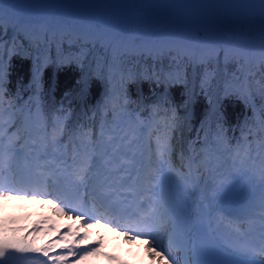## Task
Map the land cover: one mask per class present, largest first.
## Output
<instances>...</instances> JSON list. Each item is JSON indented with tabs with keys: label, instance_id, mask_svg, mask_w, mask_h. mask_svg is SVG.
<instances>
[{
	"label": "snow or ice",
	"instance_id": "1",
	"mask_svg": "<svg viewBox=\"0 0 264 264\" xmlns=\"http://www.w3.org/2000/svg\"><path fill=\"white\" fill-rule=\"evenodd\" d=\"M99 6L0 0V197L103 220L163 264H264V0ZM29 251L0 242V264H69Z\"/></svg>",
	"mask_w": 264,
	"mask_h": 264
},
{
	"label": "bare ground",
	"instance_id": "2",
	"mask_svg": "<svg viewBox=\"0 0 264 264\" xmlns=\"http://www.w3.org/2000/svg\"><path fill=\"white\" fill-rule=\"evenodd\" d=\"M92 2H94V1H93V0H88L87 5H86V3H84V5L74 4V5L72 6V9H73V10H77V9L82 8V7H86V6H88L89 11H90L89 13H93V12H91V10H90V5L92 4ZM101 2L103 3V1H101ZM64 9H65V7L62 8L61 10H63V11L65 12ZM145 15L147 16L149 22H150L152 25L156 26V27H163V26H166L167 24H169V22H168L167 20H165V19L163 18V15H161L159 12H156V11H149V12L145 13Z\"/></svg>",
	"mask_w": 264,
	"mask_h": 264
},
{
	"label": "water",
	"instance_id": "3",
	"mask_svg": "<svg viewBox=\"0 0 264 264\" xmlns=\"http://www.w3.org/2000/svg\"><path fill=\"white\" fill-rule=\"evenodd\" d=\"M98 3L100 2V0H96ZM101 9V11H102V15L104 14V12L107 10V9H105V8H100ZM69 14H79V15H88V16H90L89 14H87V13H85V12H73V13H69Z\"/></svg>",
	"mask_w": 264,
	"mask_h": 264
},
{
	"label": "trees",
	"instance_id": "4",
	"mask_svg": "<svg viewBox=\"0 0 264 264\" xmlns=\"http://www.w3.org/2000/svg\"><path fill=\"white\" fill-rule=\"evenodd\" d=\"M15 63H18V61L14 60V64H15ZM229 110L232 111L231 108H230ZM237 111H239V109H237Z\"/></svg>",
	"mask_w": 264,
	"mask_h": 264
},
{
	"label": "rangeland",
	"instance_id": "5",
	"mask_svg": "<svg viewBox=\"0 0 264 264\" xmlns=\"http://www.w3.org/2000/svg\"><path fill=\"white\" fill-rule=\"evenodd\" d=\"M163 18L165 19V20H167L168 22H170L167 18H165L164 16H163Z\"/></svg>",
	"mask_w": 264,
	"mask_h": 264
}]
</instances>
